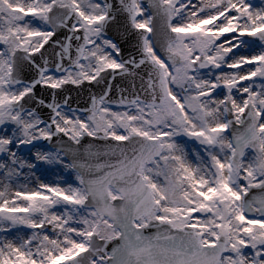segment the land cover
Wrapping results in <instances>:
<instances>
[{"label":"snow or ice","instance_id":"1","mask_svg":"<svg viewBox=\"0 0 264 264\" xmlns=\"http://www.w3.org/2000/svg\"><path fill=\"white\" fill-rule=\"evenodd\" d=\"M0 264H264V0H0Z\"/></svg>","mask_w":264,"mask_h":264},{"label":"rangeland","instance_id":"2","mask_svg":"<svg viewBox=\"0 0 264 264\" xmlns=\"http://www.w3.org/2000/svg\"><path fill=\"white\" fill-rule=\"evenodd\" d=\"M257 3H259V0H257Z\"/></svg>","mask_w":264,"mask_h":264}]
</instances>
